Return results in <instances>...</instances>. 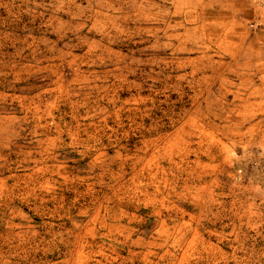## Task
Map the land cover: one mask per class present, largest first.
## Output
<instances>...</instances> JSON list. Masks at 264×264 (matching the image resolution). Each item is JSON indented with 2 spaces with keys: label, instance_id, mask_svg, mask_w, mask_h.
<instances>
[{
  "label": "rangeland",
  "instance_id": "374dc122",
  "mask_svg": "<svg viewBox=\"0 0 264 264\" xmlns=\"http://www.w3.org/2000/svg\"><path fill=\"white\" fill-rule=\"evenodd\" d=\"M0 264H264V0H0Z\"/></svg>",
  "mask_w": 264,
  "mask_h": 264
}]
</instances>
